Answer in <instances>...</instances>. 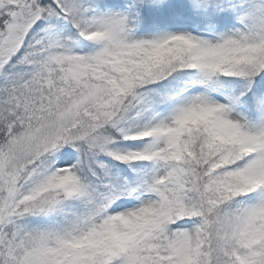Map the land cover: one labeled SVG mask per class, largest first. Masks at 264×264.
<instances>
[{
	"label": "snow or ice",
	"instance_id": "6c2138e0",
	"mask_svg": "<svg viewBox=\"0 0 264 264\" xmlns=\"http://www.w3.org/2000/svg\"><path fill=\"white\" fill-rule=\"evenodd\" d=\"M0 264H264V0H0Z\"/></svg>",
	"mask_w": 264,
	"mask_h": 264
}]
</instances>
